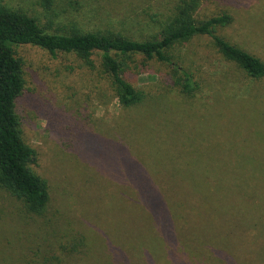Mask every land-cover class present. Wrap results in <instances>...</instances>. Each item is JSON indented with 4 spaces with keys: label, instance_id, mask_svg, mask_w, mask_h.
Here are the masks:
<instances>
[{
    "label": "rangeland",
    "instance_id": "374dc122",
    "mask_svg": "<svg viewBox=\"0 0 264 264\" xmlns=\"http://www.w3.org/2000/svg\"><path fill=\"white\" fill-rule=\"evenodd\" d=\"M177 3L0 0V7L50 32L145 40ZM224 14L231 23L214 34L264 64V0H199L195 19ZM16 52L24 88L15 111L49 200L37 215L0 189V264H264V77H249L199 36L174 48L198 87L193 96L173 85L169 66L136 56L123 78L145 99L125 108L99 74V56L90 70L73 55ZM157 201L170 211L160 225Z\"/></svg>",
    "mask_w": 264,
    "mask_h": 264
},
{
    "label": "trees",
    "instance_id": "16d2710c",
    "mask_svg": "<svg viewBox=\"0 0 264 264\" xmlns=\"http://www.w3.org/2000/svg\"><path fill=\"white\" fill-rule=\"evenodd\" d=\"M198 6L199 0H178L172 14L160 23L159 34L145 40L75 28L50 32L33 17L0 7V189L21 201L27 212L37 215L44 212L49 200L47 182L30 169L37 162V153L24 143L15 111L24 88L23 61L17 56L18 47H37L51 56L73 55L90 70L97 69L92 57L99 56V74L110 80L115 97L125 108L145 99L141 91L123 78L136 56L169 66L173 85L182 95L193 96L198 87L187 67L175 57L174 48L199 36H209L221 56L249 77H264V64L258 58L214 34L216 27L231 23L230 16L197 21ZM158 207L165 209L156 216L160 225L170 218V211L161 201L153 204L152 211Z\"/></svg>",
    "mask_w": 264,
    "mask_h": 264
}]
</instances>
